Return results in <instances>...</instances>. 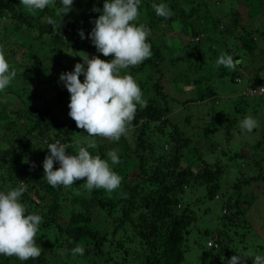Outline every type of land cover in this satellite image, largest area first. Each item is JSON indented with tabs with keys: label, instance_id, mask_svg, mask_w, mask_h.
Instances as JSON below:
<instances>
[{
	"label": "trees",
	"instance_id": "obj_1",
	"mask_svg": "<svg viewBox=\"0 0 264 264\" xmlns=\"http://www.w3.org/2000/svg\"><path fill=\"white\" fill-rule=\"evenodd\" d=\"M225 1L217 0L212 9L210 0H140L134 24H143L150 31L176 27L187 32L188 42L163 48L149 31L146 42L152 55L130 66L129 71L120 72L130 74L139 87L148 88L144 99L147 106L137 104L134 119L118 141L104 142L103 137L87 136L86 130L78 128L70 117V93L55 67L66 57L80 63L81 56L86 55L106 61L113 58L104 56L93 42L89 44L105 0H86V5L63 18L58 12L61 0L43 10H29L21 0H0V51L9 63V72H17L2 97L12 95L21 102L0 104V191L7 193L25 184L26 191L19 198L25 215L42 217L35 237L36 245L42 247L40 256L21 261L0 255V264H181L184 242L197 214L208 210L202 205L216 197L222 200L223 210L220 234L213 238L217 252L204 264H228L233 255L242 256L244 264H253L255 256H261L240 253L234 242L237 229L248 222L242 207L250 203L241 196L248 186L264 181V173L240 177V172L232 182L224 181L227 164L217 158L210 162L206 155L218 152L230 161L240 155L235 152L229 156L227 149L213 150L212 144L195 145V134L209 137L216 128L207 126L195 133L192 126V135L182 130L170 117L173 103L179 101L167 91L165 83L170 80L191 87L203 85L195 98L184 103L204 102L216 95L211 85L215 79L228 75L233 83L244 81L243 70L216 67L222 54L231 55L234 61L241 59L240 68L255 64L261 70L264 61L257 62L264 53L258 50V38H264V0H231L228 8ZM161 3L172 13L167 19L157 16L152 7ZM49 17L61 22L59 30L54 31L47 23ZM73 70L71 66L67 72ZM80 80L84 81V73ZM251 85L239 89V94L246 96L245 88L259 94L264 83ZM79 136L80 146L87 147L88 141L95 140L96 148L87 149L90 155L107 161L121 177L120 186L111 194L105 189L86 190V178L69 188L52 187L39 171L50 154L48 143L60 141L66 153L76 155ZM109 151L117 153L118 164L111 163ZM59 166L54 160V170ZM130 174L132 178H128ZM77 245L84 248V254L72 256L71 249ZM44 250L51 256L45 257Z\"/></svg>",
	"mask_w": 264,
	"mask_h": 264
},
{
	"label": "clouds",
	"instance_id": "obj_2",
	"mask_svg": "<svg viewBox=\"0 0 264 264\" xmlns=\"http://www.w3.org/2000/svg\"><path fill=\"white\" fill-rule=\"evenodd\" d=\"M21 4L29 10H43L47 6H55V0H21ZM139 4L140 0H105L102 14L95 19L90 37L99 52L113 58L106 61L99 57L89 59L88 55L81 56L82 63H76L72 72L62 73L60 76L70 93L69 115L77 127L86 130L90 137L99 136L118 141L134 119L137 104L141 108L147 106L133 77L130 74H120L121 70L139 65L152 55L150 44L146 42L150 30L143 24L137 26L133 23L138 18ZM72 5L73 0H61L58 12L64 16ZM152 7L159 17L167 19L172 15L163 3L153 4ZM93 11L98 9L94 8ZM47 23L54 31L62 26L61 22L58 23L51 17ZM80 36L84 38L82 30ZM241 63V59L234 61L231 55L222 54L216 60V67L224 66L235 70ZM81 73H84L83 82L80 80ZM16 75L15 69L9 72V63L3 51H0V91ZM261 87L264 91V86ZM251 90L247 89L249 95L257 93H250ZM255 127L257 122L251 117H245L240 122L242 131L251 132ZM75 145L77 154L71 155L66 153V146L60 141L47 144L50 154L45 158L43 168L49 185L69 188L77 180L86 178V190L105 189L109 194L120 186L121 177L110 168L109 163L99 156L93 157L87 150L96 148L95 140L88 141L87 147L80 146V140H76ZM107 155L113 165L120 162L115 151H109ZM54 160L59 161L60 165L55 170ZM25 191V184L10 189L7 193L0 191V255L15 256L21 261L37 258L41 254L35 237L42 217L38 214L25 215V207L19 202ZM211 247L210 244L209 248ZM77 254H84V248L80 245L71 249L72 256ZM242 258L233 255L228 264H244ZM253 264H264V257L255 256Z\"/></svg>",
	"mask_w": 264,
	"mask_h": 264
},
{
	"label": "rangeland",
	"instance_id": "obj_3",
	"mask_svg": "<svg viewBox=\"0 0 264 264\" xmlns=\"http://www.w3.org/2000/svg\"><path fill=\"white\" fill-rule=\"evenodd\" d=\"M84 1L86 0H73L70 11L86 5ZM210 2L211 8L213 9V5L215 3L216 6L217 0H210ZM225 2L228 8L229 4L231 5V0L230 2L227 0ZM223 4V6H225L224 2ZM218 8L224 10L222 6H218ZM64 16L62 15L61 17L63 18ZM150 35L152 38H156L157 41L164 46L163 48H166L167 45L178 47L188 42L187 32L185 30L179 31L176 27L172 29L166 27L163 30L157 28L150 31ZM258 40H260L258 50L260 51L261 49L264 53V38H258ZM88 41H90L89 38L86 42ZM91 43L92 41L89 44ZM257 52L258 51H256V53ZM207 55H209V53H207ZM71 59L72 58L66 57L65 60H59L55 67L56 74L66 73L71 66L74 68L78 61H73ZM263 61L264 54L258 58L257 64H261ZM236 68L244 71V81L241 84L233 83L229 80L228 75L222 79H215L211 82V85L215 86L216 95L206 98L204 102L184 103L189 98H195L200 91V87L203 85L199 86L197 84V86L191 87L184 82L183 84L178 82L173 83L170 80L165 82L167 91L179 101L178 104L173 103L175 107L170 114L172 121L176 122L188 135L193 134L190 132L189 128L194 127L195 133L201 130L203 131L207 126L216 128V131L209 137L202 136V133L201 136L195 134L193 136V141L196 142L195 145L205 147L207 144H212L213 150L217 149V151L220 150L223 152L227 149L229 156H232L235 152L240 155L234 161L224 159L226 155L219 154L218 152L213 153L211 151L212 153L210 152L206 155L210 162L215 161L217 158L223 160L225 162L223 164H227V170L223 175V180H230L229 182H232L235 175L240 172V177H242V174L244 176H252L258 173H264V93L249 95L248 92H243V95L246 96L243 97L239 95V89L241 90L246 84L249 85L252 83L253 85L260 82L264 83V65L261 70H257L255 64H249L247 68H240L237 65ZM124 70L129 71V69ZM248 78H250V80H248ZM140 89L142 99L144 100L149 94V91L145 90L148 88L143 89L140 87ZM247 89L248 88H245L244 91ZM5 90L6 88L0 91L1 105H7L8 103L12 105L21 104L18 98L12 95L2 97V95L5 94ZM245 117H251L257 122V127L251 132H247L246 130L242 131L240 128V122ZM0 138H2L1 126ZM80 139V136L77 137V140ZM105 140L113 142L107 138H102V141L105 142ZM42 167L43 166L40 165L38 169L42 175H45ZM132 177L131 174L128 176V178ZM229 194L230 192L227 191L226 195ZM233 196L235 197L236 193H234ZM241 197L248 200L250 203L247 208L242 207L245 210V219L248 222L244 228L240 227L237 229L238 235L235 234L236 239L234 244L240 253L242 252L245 254L247 252L251 257L255 254H261V257H264V181H259V184L253 183L251 186H248V191H245V194ZM192 199L194 200V198ZM206 202V204L202 205V208L207 207L206 209L208 210L201 211L197 214L198 219L196 223L193 224L184 242V260L181 264H204L212 254L217 252V249L213 248V238L220 234L219 230L221 227H219V223L223 216L222 200H218L216 197ZM97 217H100V219L103 218L101 214H97ZM230 233H232V230ZM240 234H242V236ZM210 244L212 245L211 248H209ZM243 245H245L247 249H243ZM37 246L42 250L40 245L37 244ZM44 255L45 257H49L51 253L46 252Z\"/></svg>",
	"mask_w": 264,
	"mask_h": 264
},
{
	"label": "built area",
	"instance_id": "obj_4",
	"mask_svg": "<svg viewBox=\"0 0 264 264\" xmlns=\"http://www.w3.org/2000/svg\"><path fill=\"white\" fill-rule=\"evenodd\" d=\"M255 92H257V91L256 90H253V89L250 91V93H255ZM262 92H263V88L260 87L259 90H258V93H262Z\"/></svg>",
	"mask_w": 264,
	"mask_h": 264
}]
</instances>
